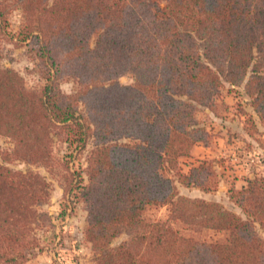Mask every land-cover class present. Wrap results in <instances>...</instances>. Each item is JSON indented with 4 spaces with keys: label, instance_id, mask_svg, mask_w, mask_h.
Segmentation results:
<instances>
[{
    "label": "trees",
    "instance_id": "1",
    "mask_svg": "<svg viewBox=\"0 0 264 264\" xmlns=\"http://www.w3.org/2000/svg\"><path fill=\"white\" fill-rule=\"evenodd\" d=\"M27 41L45 81L38 89L1 65L3 43ZM125 74L129 85L118 81ZM62 78L77 90L61 92ZM225 83L244 85L264 125V0H0V137L11 144L2 160L28 167L0 163V264H22L38 247L51 185L29 167L56 165L67 174L64 193L85 206L96 264H264L263 176L231 189L246 204L243 218L178 193L177 184L218 187L207 184L210 161L182 166L195 145H211L194 114L217 116ZM89 140L84 183L53 147L79 151ZM163 206L167 221L145 218ZM205 231L222 238L203 239Z\"/></svg>",
    "mask_w": 264,
    "mask_h": 264
},
{
    "label": "rangeland",
    "instance_id": "2",
    "mask_svg": "<svg viewBox=\"0 0 264 264\" xmlns=\"http://www.w3.org/2000/svg\"><path fill=\"white\" fill-rule=\"evenodd\" d=\"M9 19V29L11 33H16L20 22L19 13L13 12ZM33 50L28 41L17 46L13 42L3 43L1 65L16 71L28 87L38 89L45 81L41 78L38 60ZM118 81L121 85L132 83L129 74L121 76ZM58 87L66 94L73 93L78 88L76 82L69 78L60 79ZM250 101L244 92L243 84L230 86L225 83L217 100V116L208 110L197 108L194 115L199 125L210 130L211 136L219 135V139L216 138L211 146L209 155L211 158L208 161L211 162L213 175L207 181L209 185H219L217 189L204 192L198 188H186L177 184L181 196L217 202L225 210L244 217L240 204L243 206L246 204L242 196L231 189L234 187L239 189L245 184L246 178L264 177V125L252 112ZM226 107L228 110H225ZM92 147L91 140L79 151L75 150L74 146L55 142L53 155L55 159L67 163L70 173L73 175L79 173L85 183L86 157ZM10 148V142L0 137V163L13 170L26 171L28 167L24 163L2 160L3 154ZM196 162L194 158L183 159V170H186L188 164ZM29 168L43 176L51 185L48 202L39 208L41 212L47 214L50 223L46 222L45 226L35 231L38 247L28 253L27 260L22 264H96L93 261L91 245L83 234L86 227L85 206L74 193L63 191L67 177L65 171L58 165L51 170L44 167ZM144 215L150 221H167L169 211L167 206L147 207ZM172 226L175 229L180 228L177 224ZM256 231L264 240V228L257 225ZM125 238L126 235L121 234L112 242V246ZM202 238L216 240L221 239L222 234L205 231Z\"/></svg>",
    "mask_w": 264,
    "mask_h": 264
},
{
    "label": "crops",
    "instance_id": "3",
    "mask_svg": "<svg viewBox=\"0 0 264 264\" xmlns=\"http://www.w3.org/2000/svg\"><path fill=\"white\" fill-rule=\"evenodd\" d=\"M228 105V104H227ZM209 112V111H208ZM213 115V114H212ZM207 131H210L207 129ZM219 136V135H218ZM217 135H214L213 137V140H212V143L209 147H205V146H202L200 144H197L195 145L193 148H192V151H191V154H190V157L188 158H185V159H191V158H194L196 159L197 161L199 160H208L210 159L211 157H209L210 155V150H211V146L214 142V140L219 139ZM197 163V162H196ZM192 164H188V166L186 167V170H183V172H187L188 169H189V166H191ZM194 165V164H193ZM183 169V168H182ZM219 185V184H218ZM243 185V184H242ZM241 185V186H242ZM240 186V187H241Z\"/></svg>",
    "mask_w": 264,
    "mask_h": 264
}]
</instances>
